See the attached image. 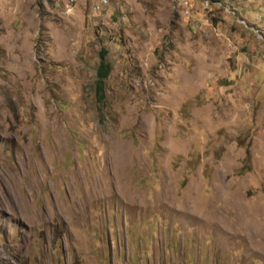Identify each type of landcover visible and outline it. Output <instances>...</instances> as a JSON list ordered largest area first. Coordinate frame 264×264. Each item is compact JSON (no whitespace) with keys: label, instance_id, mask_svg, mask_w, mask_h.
<instances>
[{"label":"rangeland","instance_id":"1","mask_svg":"<svg viewBox=\"0 0 264 264\" xmlns=\"http://www.w3.org/2000/svg\"><path fill=\"white\" fill-rule=\"evenodd\" d=\"M0 264H264V0H0Z\"/></svg>","mask_w":264,"mask_h":264},{"label":"trees","instance_id":"2","mask_svg":"<svg viewBox=\"0 0 264 264\" xmlns=\"http://www.w3.org/2000/svg\"><path fill=\"white\" fill-rule=\"evenodd\" d=\"M223 0H209L210 3L221 2ZM107 55V50L101 47L97 53V65L94 72L93 85V99L97 106V111L104 106L105 103V92H104V82L107 79L110 72V65L106 62L105 57Z\"/></svg>","mask_w":264,"mask_h":264}]
</instances>
